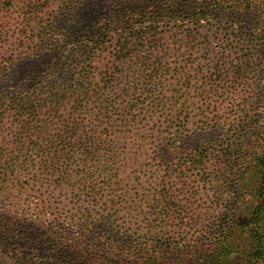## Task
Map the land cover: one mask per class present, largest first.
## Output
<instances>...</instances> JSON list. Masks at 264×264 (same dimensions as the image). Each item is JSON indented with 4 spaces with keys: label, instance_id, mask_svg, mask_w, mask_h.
<instances>
[{
    "label": "trees",
    "instance_id": "16d2710c",
    "mask_svg": "<svg viewBox=\"0 0 264 264\" xmlns=\"http://www.w3.org/2000/svg\"><path fill=\"white\" fill-rule=\"evenodd\" d=\"M83 1L0 0V47L30 31L26 37L49 42L51 52L57 53L56 61L49 64V77L33 85L32 92L15 91L0 98V199H17L38 185L48 186L49 224L54 223L46 247L49 252L75 251L79 245L69 240L72 234L104 241L99 246L87 245L90 248L140 253L146 244L134 241L138 235L153 239L156 253L150 257L160 261L165 220L134 217L145 214L149 204L163 195L157 188L151 194L140 190L136 200L127 187L131 179L123 178L131 176L120 163L131 157H159L163 142L190 126L179 107L195 83L206 102H213L205 110L209 116L192 125L196 132L219 126L212 118L226 108L221 105L240 100L231 111L225 109L220 119V124L238 133V141H230L217 156L230 168L229 189L240 184L239 201L249 211V221L242 226V236L232 238L240 208L231 205L232 217L213 227L218 243L190 249L209 264H233L239 255L246 264H264V123L246 111L252 64L246 51L258 47L255 41H264V13L262 18L254 16L253 6L264 5V0H116L112 8L87 15L84 35L67 44L54 9L70 12ZM235 1H240L245 12H236L235 5L229 11ZM248 13L257 23L254 26L251 20L253 28L238 31L241 19L238 23L231 19ZM36 25L42 29L38 35ZM48 27L58 33H46ZM220 37L225 38L219 41L223 40L222 52L210 53L203 72L194 76L191 67L178 70V47L184 40L191 46L201 39L212 43ZM240 53L245 55L237 67ZM232 79L242 89L232 91ZM221 96L222 100L215 99ZM237 115H246L244 121L231 120ZM244 138L243 143L240 139ZM34 139L49 144L38 159L32 158L28 146ZM76 151H82L86 159L76 160ZM216 152L207 156V164L217 166L212 158ZM34 170L39 174L32 175ZM155 181L160 187L163 175L157 173ZM19 228L16 218L0 217V264H19L16 246L23 241ZM169 228L173 234L175 226ZM219 243L225 247L223 255L215 248ZM169 246L176 247L174 243ZM78 260L87 261V255ZM53 263L62 264V259Z\"/></svg>",
    "mask_w": 264,
    "mask_h": 264
},
{
    "label": "rangeland",
    "instance_id": "374dc122",
    "mask_svg": "<svg viewBox=\"0 0 264 264\" xmlns=\"http://www.w3.org/2000/svg\"><path fill=\"white\" fill-rule=\"evenodd\" d=\"M117 4L116 0H84L77 5L70 12L54 9V16L59 19V28L61 32H65V43L72 44V41L79 39L84 35L85 24H88L87 15L90 13H100L106 9L112 8ZM227 5V4H226ZM237 7L235 11L245 12L243 7H239L240 1L231 3ZM254 16H263L264 5L259 2L254 5ZM245 14V13H244ZM241 23L237 26L238 31L248 32L257 23V19L253 18L251 13L240 18L239 14L236 19L231 21ZM75 25V27H73ZM38 30L39 27L35 26ZM58 30H52L48 27L46 33L53 36L58 33ZM30 31L24 36L17 35L9 44L0 47V98L15 91H33L34 87L42 83L44 76L49 77V64L56 61L57 53H52L53 47L49 42L41 43L40 40L32 35L26 37ZM48 34V35H49ZM206 34V33H205ZM223 37L216 39L210 43L203 39L194 42V45L187 46V41L184 40L178 47L180 53L178 55V70L184 72L186 68L191 67L194 76L200 74L205 65L210 63L209 59L212 57L211 52L221 53L220 47ZM50 39V38H49ZM219 42V43H218ZM257 48L246 51L251 59L250 74L248 76V87L246 88L248 116L261 120L264 123L262 113H264V41H255ZM245 54H238L236 56L235 65L240 67V60ZM80 59L77 61L79 62ZM210 66V65H209ZM63 70H65L63 68ZM210 73V72H209ZM233 90L236 88L242 89L241 84L234 79L231 80ZM240 82V81H239ZM199 85L195 83L190 85V94H186L180 101V111L183 113V120H190V126L182 128L181 132L171 136L168 140L163 142L160 147L162 155L156 157L152 156H138L131 157L130 160H121V167L131 176L123 178L129 180L127 185L129 191L134 194L136 200L140 199L141 191H148L153 193L156 188L161 191L163 195L162 200L152 201L145 209V214L136 215L134 220L151 219L155 220L162 218L165 220L164 230L162 234L165 236L162 243L163 249L161 256L163 259L155 261L153 258L156 247L151 245L153 239L149 237H139L136 235L133 239L135 242L145 243L143 251L140 253L127 252L124 249H101L95 246L88 247L87 245L97 244L102 245L104 241H99L91 238H78L77 235H68L69 240L79 245L75 251H56L49 252L46 247H49L52 237L49 230L54 228V223L49 224V203H47L48 194L46 188L48 186L38 185L29 195H19L17 199L12 197H4L0 199V217L7 219L16 218L19 229L21 230L23 241L21 245L16 246L17 261L19 264H55L62 259V264H209L201 261L202 254L193 252L191 246L198 245L199 249H204L214 242H217L216 230L213 227L220 222L226 221L232 217L231 205H237L240 208L237 219L239 222L232 230V238H240L243 233L242 226L248 223V213L242 201H239L241 194L240 184H236L235 190L229 189L227 179H230V168L226 167L224 158L220 155L228 143L232 140L238 141V133H233L231 129L220 124L221 115L224 114L225 109H230L232 106L239 105V101L226 103V108L221 112V115H215L212 123H216L217 127H208L203 131L196 132L193 129V124L197 123L204 116H209L205 111L206 108L213 102L207 101L202 96L198 89ZM183 92L180 90V97ZM215 99L222 100L223 97H215ZM229 106V107H228ZM246 116V115H245ZM244 116V117H245ZM244 117L232 116L231 120L236 122L244 121ZM190 133H187V130ZM49 139V138H48ZM234 141V142H235ZM244 143V139H240ZM30 154L33 159H38L45 148L49 150V144L34 139L28 142ZM46 146V147H45ZM216 152L212 158L217 166H211L206 163L207 156ZM75 159L85 160L86 155H82V151H76ZM157 173L163 175V182L160 187L154 184ZM39 171L34 170L32 175H38ZM22 182H25L24 180ZM154 183V184H153ZM159 184V183H158ZM19 190V186L15 187ZM49 190V189H48ZM42 195V196H41ZM6 198V199H5ZM8 199V200H7ZM20 200V202H19ZM15 204H17L15 206ZM246 205V203H245ZM176 223V225H175ZM155 225L154 222H151ZM174 228L173 234H169L170 228ZM161 231L160 228H156ZM124 241V240H121ZM30 243V246H27ZM169 243L176 245L175 249L169 246ZM166 244V245H165ZM184 249L182 250V247ZM117 248V247H114ZM218 254H224L225 247L222 244H216ZM20 249V251H19ZM90 249V250H89ZM77 253V254H75ZM80 255H87L88 260L79 261ZM55 256V258H53ZM5 258V257H4ZM150 258L152 260H150ZM243 256H235L233 264H246L242 260ZM207 260V257L205 258ZM60 264V263H59Z\"/></svg>",
    "mask_w": 264,
    "mask_h": 264
}]
</instances>
